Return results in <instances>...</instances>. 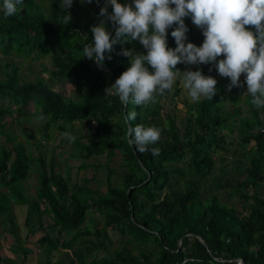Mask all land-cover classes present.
I'll use <instances>...</instances> for the list:
<instances>
[{"label": "trees", "instance_id": "1", "mask_svg": "<svg viewBox=\"0 0 264 264\" xmlns=\"http://www.w3.org/2000/svg\"><path fill=\"white\" fill-rule=\"evenodd\" d=\"M75 2L79 13L64 25L62 16L73 11L62 10L61 0H24L19 6L22 10L8 18L0 0V135L12 142L11 148L0 146L3 227L14 234L12 208L26 206V228L32 233L47 232L35 248L42 264H63L52 262L60 247L70 252L68 264H234L236 260L264 264V108L251 104L243 74L244 87L229 92L226 82L230 79L219 76L215 68L209 72L212 65L178 64L179 70L199 69L217 79L213 99L185 102L179 124L169 113L162 114L166 92L147 106L131 101L124 105L104 90L129 67L128 57L120 54L122 48L145 54L146 50L139 41L117 43L106 53L103 68L83 58L82 48L93 42L90 28L99 23V10L106 0L99 4L93 0L88 7ZM107 6L111 13L110 3ZM185 24L189 28L187 42L201 46L202 31L190 18H185ZM107 27L114 35L110 23ZM172 30L168 29L167 44L174 49ZM31 55L50 57L53 68L45 71L69 82L74 95L65 97L41 77L25 81L17 66L3 62L11 56ZM178 96L175 87L171 98ZM229 104L231 109H225ZM12 107L21 117L17 123L28 115L42 123L45 141L52 138L54 130L63 135L71 132L75 123L85 122L90 131L85 140L75 137L70 142L63 137L61 141L71 146V157L81 159V169L92 157L119 155L117 179H113L115 171L107 169L104 192L88 186V179L73 183L71 173H60L53 158L45 162L38 150L40 144L34 156L6 129L8 124L2 119L11 115ZM131 111L137 112L133 126L161 130L160 140L145 153L128 142L126 115ZM41 115L43 121L37 119ZM152 147L159 148L160 154L153 156ZM228 151L243 159L233 169L238 179L225 169L219 174L214 169V154ZM33 168L38 181L35 197L29 199L23 194L22 183ZM232 180L234 187H230ZM225 189L228 193H222ZM233 195L243 202L242 209L228 204ZM109 232L125 238L132 248L110 252ZM12 250H20L23 261L32 253L22 245H14ZM134 250L138 251L135 255ZM99 253L102 255L95 257ZM0 264L17 263L0 256Z\"/></svg>", "mask_w": 264, "mask_h": 264}, {"label": "clouds", "instance_id": "2", "mask_svg": "<svg viewBox=\"0 0 264 264\" xmlns=\"http://www.w3.org/2000/svg\"><path fill=\"white\" fill-rule=\"evenodd\" d=\"M83 2L91 4L93 0ZM95 2L99 4V0ZM23 4L24 0H3L4 17L16 15ZM72 5L73 0L60 3L62 10ZM186 17L202 31L201 46L187 42ZM62 18L64 25L72 19L70 13ZM109 23L114 35L108 30ZM169 28H173L174 49L167 44ZM90 31L93 42L83 46L82 57L99 68H103L106 53H111L117 43L139 41L146 50L145 54L135 48H122L120 54L128 57L129 67L104 90L105 95L118 97L124 105L130 101L137 106L155 103L158 95L172 91L178 74H182L183 87L193 102L212 100L217 79L199 69L181 72L177 65L185 64L212 65L209 72L215 68L219 76L230 79L229 92L233 87H244L243 74L251 104L256 109L264 108V0H131L124 4L106 0L99 10V23ZM37 119L43 121L45 117ZM136 119V111L127 113L128 142L139 153H145L160 140L161 130L155 126H133ZM74 141L75 137H70V142ZM150 150L153 156L160 154L159 148Z\"/></svg>", "mask_w": 264, "mask_h": 264}, {"label": "rangeland", "instance_id": "3", "mask_svg": "<svg viewBox=\"0 0 264 264\" xmlns=\"http://www.w3.org/2000/svg\"><path fill=\"white\" fill-rule=\"evenodd\" d=\"M75 1L79 2L82 7L90 6L89 3L83 2V0H73V5L69 9V11H73L72 13H70L71 16L75 13H79V8L76 6L77 4ZM80 18L82 17L80 16ZM7 61H10L11 64L18 67L19 74L23 80L33 81L36 78L41 77L65 97H72V95H74V88L69 82L65 80L59 81L58 79L53 78L49 73L45 71V69L52 70L53 68L50 57L38 58L34 55H31V57L11 56L3 60V62ZM180 71L184 72L186 71V69H182ZM229 83L230 82L228 81L226 82L227 88ZM175 87L179 89V96L176 99H172V91ZM172 91L166 92L167 98L165 99L164 110L162 114L169 113L170 115L174 116L177 121V124H179V118L182 112H185V102L193 103L190 96L188 95V90L183 87L182 74H178L176 83L174 84ZM244 99L245 96H243L242 101L238 104V106L242 104ZM6 104L9 105L8 103ZM224 108L231 109V104L227 105ZM10 113L11 115L8 114L9 117H7L8 115H4L2 120L5 121L6 124H8V127H6V129L9 130L12 135H15L17 137V142L22 143L29 151L32 152L34 156L37 155V145L40 144V149L38 150L44 155L45 162L48 164L53 158L55 160L56 167L60 173H71L73 183L82 184L84 179H88V186L92 188H97L100 192H104L107 175L106 170L109 168L113 169L115 171L113 179H117V175L121 170L119 155H116L110 159L106 155L92 157L90 159L85 160V168L81 169V159L71 157V146L61 141L63 137H67L70 139V137L73 136L85 140L87 138V134L90 132L89 127L85 122L75 123L72 131L67 132L69 136H65L64 134L62 135L58 130H54L52 132V138L48 141H45L42 138V123L39 124V122H37L36 120L31 118L30 115H28L27 117L24 116L26 117L25 120L21 121L19 124L16 121H18L19 118L21 119V117L18 115L17 109L12 107V109H10ZM28 136H31L32 138L29 139ZM235 141H237V139H235ZM0 146L11 148L12 142H9L4 136L0 135ZM250 147L252 148L253 145H250ZM232 150H234V147ZM220 157H222V159H220ZM213 158L215 162L214 169L216 170L217 174L220 173V169H225L228 171V175H231L234 178L236 177V179H238L237 177L239 175L236 174L233 169L236 165H238V163L242 162L243 159L239 158L233 151H228L222 155L214 154ZM37 181L38 174L36 173V171H34L33 168V171L29 173L27 180L22 183L23 194L25 197H28L29 199H33L35 197ZM234 186L235 183L232 180L230 182V187ZM222 193H228V190L225 189V191H223ZM222 193L220 194V196L222 195ZM261 195L264 196V188L261 189ZM228 204L235 207L236 209H242L244 205L243 202L237 197V195H233L228 201ZM26 215V206H13L12 217L15 221L16 226L14 234L9 233V230L3 227V217L0 216V256L5 258L6 260L14 259L17 264H42L39 261L38 252L35 248H38L37 240H39V238L42 237L44 234H47V232H30L28 228H26ZM96 220H98V217ZM98 227H101L100 221H98ZM109 234L110 252L119 248H132V244H128L125 238H121L120 236H117L116 234H111L110 232ZM14 245H22L24 247H28L32 250V253L27 256L25 261H23L21 259L22 257L19 256L20 250L13 252L12 249ZM137 253V250L132 251V254L134 255ZM67 254H70V252L62 247L58 248V251H56L53 256L52 262L56 261L57 263L68 264L66 257ZM101 255L102 253H99L95 257L99 258Z\"/></svg>", "mask_w": 264, "mask_h": 264}, {"label": "built area", "instance_id": "4", "mask_svg": "<svg viewBox=\"0 0 264 264\" xmlns=\"http://www.w3.org/2000/svg\"><path fill=\"white\" fill-rule=\"evenodd\" d=\"M234 264H243L241 260H236Z\"/></svg>", "mask_w": 264, "mask_h": 264}]
</instances>
